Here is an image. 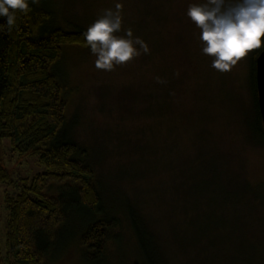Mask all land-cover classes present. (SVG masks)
<instances>
[{"label": "rangeland", "instance_id": "rangeland-1", "mask_svg": "<svg viewBox=\"0 0 264 264\" xmlns=\"http://www.w3.org/2000/svg\"><path fill=\"white\" fill-rule=\"evenodd\" d=\"M206 2L40 0L52 3L53 22L64 31H86L120 4L114 35L127 38L131 29L149 48L144 54L134 44L139 56L105 71L96 69L90 46L63 45L52 66L65 122L77 119L72 134L88 152L101 213L80 205L67 210L44 264H158L156 254L147 262L141 255L126 205L150 232L159 264H264V144L252 128L251 52L229 72L211 66L214 57L203 53L200 29L187 16L190 5ZM0 166L11 179L0 186L4 252L5 194H16L44 167L36 156L14 152L7 139ZM53 187L44 194L57 196ZM103 214L116 222L94 256L80 236Z\"/></svg>", "mask_w": 264, "mask_h": 264}, {"label": "trees", "instance_id": "trees-1", "mask_svg": "<svg viewBox=\"0 0 264 264\" xmlns=\"http://www.w3.org/2000/svg\"><path fill=\"white\" fill-rule=\"evenodd\" d=\"M28 3L27 13L16 11L11 31L7 30L6 18L0 17V26H5L0 27V142L7 139L14 152L36 156L44 172L36 174L16 194H5L6 234L4 252L0 245V264H44L67 210L80 205L101 213L88 152L72 134L77 119L65 122L61 86L52 72L63 45L89 46L82 35L85 30L56 27L52 3L50 10L32 0ZM263 48L264 38L262 47L251 52L249 82L255 112L252 128L264 144L254 82V59ZM10 180L9 172L0 166V186ZM51 184L60 192L57 196L44 194ZM126 208L132 216L131 230L141 255L147 262L152 252L159 264L156 246L150 250L151 241L146 239L150 232L136 212L129 205ZM107 217L89 224L80 236V244L94 256L102 254L107 229L116 222L113 216Z\"/></svg>", "mask_w": 264, "mask_h": 264}, {"label": "clouds", "instance_id": "clouds-1", "mask_svg": "<svg viewBox=\"0 0 264 264\" xmlns=\"http://www.w3.org/2000/svg\"><path fill=\"white\" fill-rule=\"evenodd\" d=\"M39 2L32 0L33 4L38 5ZM121 8L117 4L115 11L104 10L103 15L82 33L91 53L97 57L95 67L98 70L113 71L114 66L127 65L141 54L134 44L139 45L144 54L149 52L143 40L139 37L133 40L131 29L126 30L127 38L114 35L121 30ZM17 10L27 13L28 0H0V17L6 18L8 31L15 23ZM187 16L200 29L202 51L214 57L211 66L218 72L231 71L238 61L262 47L264 0H236L235 3L207 0L204 4L190 5ZM156 79L164 83L159 77Z\"/></svg>", "mask_w": 264, "mask_h": 264}, {"label": "water", "instance_id": "water-1", "mask_svg": "<svg viewBox=\"0 0 264 264\" xmlns=\"http://www.w3.org/2000/svg\"><path fill=\"white\" fill-rule=\"evenodd\" d=\"M254 82L257 95V108L264 131V48L254 59Z\"/></svg>", "mask_w": 264, "mask_h": 264}]
</instances>
